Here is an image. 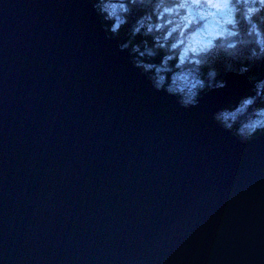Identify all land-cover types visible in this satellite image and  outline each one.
<instances>
[{"label":"water","instance_id":"water-1","mask_svg":"<svg viewBox=\"0 0 264 264\" xmlns=\"http://www.w3.org/2000/svg\"><path fill=\"white\" fill-rule=\"evenodd\" d=\"M185 109L91 0H0V264H264V135Z\"/></svg>","mask_w":264,"mask_h":264},{"label":"clouds","instance_id":"clouds-1","mask_svg":"<svg viewBox=\"0 0 264 264\" xmlns=\"http://www.w3.org/2000/svg\"><path fill=\"white\" fill-rule=\"evenodd\" d=\"M109 40L156 92L196 108L245 76L212 119L241 143L264 135V0H91Z\"/></svg>","mask_w":264,"mask_h":264}]
</instances>
